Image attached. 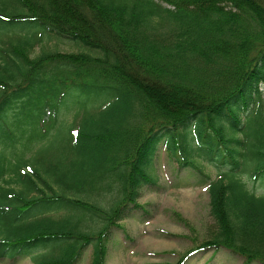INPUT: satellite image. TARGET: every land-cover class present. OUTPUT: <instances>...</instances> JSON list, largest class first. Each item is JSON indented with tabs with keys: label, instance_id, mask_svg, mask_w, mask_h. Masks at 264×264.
<instances>
[{
	"label": "trees",
	"instance_id": "trees-1",
	"mask_svg": "<svg viewBox=\"0 0 264 264\" xmlns=\"http://www.w3.org/2000/svg\"><path fill=\"white\" fill-rule=\"evenodd\" d=\"M161 148L213 220L177 264H264V0H0V260L107 264Z\"/></svg>",
	"mask_w": 264,
	"mask_h": 264
},
{
	"label": "rangeland",
	"instance_id": "rangeland-1",
	"mask_svg": "<svg viewBox=\"0 0 264 264\" xmlns=\"http://www.w3.org/2000/svg\"><path fill=\"white\" fill-rule=\"evenodd\" d=\"M53 44L51 41L43 46L51 49L55 48ZM41 46L31 54H36ZM56 48L61 52L75 50L62 41ZM154 169L157 182L141 187V208L133 210L120 222L122 229L109 237L107 264H177L181 256L208 236L213 220L207 185L200 182L201 176L178 168L163 148L156 153ZM203 170L214 177L215 170L210 165ZM256 192L264 191L258 188ZM90 254L87 248L76 264H89ZM0 264L32 263L26 257H16L0 260ZM184 264H242V258L223 248H209L190 255Z\"/></svg>",
	"mask_w": 264,
	"mask_h": 264
}]
</instances>
